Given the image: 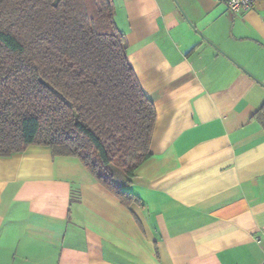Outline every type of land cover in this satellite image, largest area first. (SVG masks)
Returning a JSON list of instances; mask_svg holds the SVG:
<instances>
[{"label":"crops","instance_id":"1","mask_svg":"<svg viewBox=\"0 0 264 264\" xmlns=\"http://www.w3.org/2000/svg\"><path fill=\"white\" fill-rule=\"evenodd\" d=\"M156 110L122 204L73 158H0V264H261L264 0H110Z\"/></svg>","mask_w":264,"mask_h":264},{"label":"trees","instance_id":"2","mask_svg":"<svg viewBox=\"0 0 264 264\" xmlns=\"http://www.w3.org/2000/svg\"><path fill=\"white\" fill-rule=\"evenodd\" d=\"M254 118L264 127V105ZM155 123L110 0H0L1 159L45 147L122 206H142L126 188L151 156Z\"/></svg>","mask_w":264,"mask_h":264},{"label":"built area","instance_id":"3","mask_svg":"<svg viewBox=\"0 0 264 264\" xmlns=\"http://www.w3.org/2000/svg\"><path fill=\"white\" fill-rule=\"evenodd\" d=\"M217 2L225 1L227 9L232 14L246 13L250 11L255 4V0H216ZM261 264H264V260Z\"/></svg>","mask_w":264,"mask_h":264},{"label":"rangeland","instance_id":"4","mask_svg":"<svg viewBox=\"0 0 264 264\" xmlns=\"http://www.w3.org/2000/svg\"><path fill=\"white\" fill-rule=\"evenodd\" d=\"M109 168H110V171L113 175L114 181L118 184L120 182L121 178L123 177V175L115 166L112 165Z\"/></svg>","mask_w":264,"mask_h":264}]
</instances>
